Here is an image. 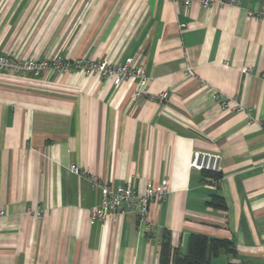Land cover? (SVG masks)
<instances>
[{
    "label": "crops",
    "instance_id": "1",
    "mask_svg": "<svg viewBox=\"0 0 264 264\" xmlns=\"http://www.w3.org/2000/svg\"><path fill=\"white\" fill-rule=\"evenodd\" d=\"M261 9L264 0H0V52L134 57L150 93L134 100L132 79L78 69L0 72V264H159L165 236L184 255L191 234L233 243L210 264H264V15L248 14ZM195 150L222 155L219 177L191 168ZM72 163L112 189L168 178L171 191L148 230L133 212L92 220L101 189Z\"/></svg>",
    "mask_w": 264,
    "mask_h": 264
},
{
    "label": "built area",
    "instance_id": "2",
    "mask_svg": "<svg viewBox=\"0 0 264 264\" xmlns=\"http://www.w3.org/2000/svg\"><path fill=\"white\" fill-rule=\"evenodd\" d=\"M174 3H181L185 6L192 5L195 1H199L203 7H211L215 5L236 4L238 0H169ZM250 16L262 17L264 9L253 11L249 10ZM53 70H69L78 69L90 75H96L101 79L111 81L114 85H119L127 79H132L135 83L131 97L137 100L140 97L149 95V77L147 76L143 66L139 64L134 57H128L124 62L113 64L107 61H99L97 59H75L71 61L64 58H51L44 60L35 59H16L7 53L0 52V72H33L40 74L46 69ZM249 71V68H244ZM168 97V93L162 92L157 99L163 102ZM213 97L219 102L221 107L235 111L244 110V107L237 101L234 96H222L220 93H214ZM250 113V110H246ZM250 115V114H249ZM264 129V126H263ZM223 157L219 153L195 150L192 155L190 166L193 169L206 170L211 172H220L222 169ZM70 169L79 176L89 179L93 186L101 189V203L88 210V216L92 220H105L113 218L117 214L124 212H133L136 214L140 223L144 224L145 230L153 223L150 218L151 208L154 204H159L165 200L171 191L170 180L162 179L155 186L148 182L144 189L139 191L132 184L127 183L112 189L110 184L97 180L94 175L81 170L76 164H70ZM33 212L39 217L43 215L40 209H33ZM4 212L0 211V215Z\"/></svg>",
    "mask_w": 264,
    "mask_h": 264
},
{
    "label": "trees",
    "instance_id": "3",
    "mask_svg": "<svg viewBox=\"0 0 264 264\" xmlns=\"http://www.w3.org/2000/svg\"><path fill=\"white\" fill-rule=\"evenodd\" d=\"M219 173L214 172V175L219 177ZM211 204L224 207L223 198L214 195ZM223 251L235 252L233 243L229 239L209 237L204 234H191L188 240L187 253L180 255L174 251L170 238L165 236L161 243L159 264H210L211 258Z\"/></svg>",
    "mask_w": 264,
    "mask_h": 264
}]
</instances>
